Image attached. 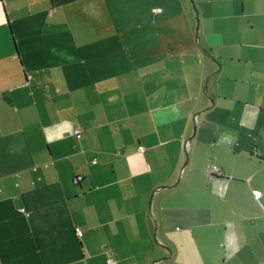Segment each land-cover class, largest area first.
Segmentation results:
<instances>
[{
    "label": "crops",
    "instance_id": "obj_1",
    "mask_svg": "<svg viewBox=\"0 0 264 264\" xmlns=\"http://www.w3.org/2000/svg\"><path fill=\"white\" fill-rule=\"evenodd\" d=\"M108 255L264 264V0H0V264Z\"/></svg>",
    "mask_w": 264,
    "mask_h": 264
},
{
    "label": "built area",
    "instance_id": "obj_2",
    "mask_svg": "<svg viewBox=\"0 0 264 264\" xmlns=\"http://www.w3.org/2000/svg\"><path fill=\"white\" fill-rule=\"evenodd\" d=\"M74 134H75V136H76L77 138L80 137V131L76 130V131L74 132ZM210 172L213 173V174H215V175H221V172H220L219 169H218L217 167H215V166L210 167ZM81 180H82L81 177H77V178L75 179V183H79ZM251 193H252V197H253V199L256 200V201H258L259 198L263 195V193H262L261 191H259V190H252ZM75 235H76V237H78V238L81 237V236H82V232H81V230H80V229H76V230H75ZM106 264H114L113 261L109 258V255H108V258H107V260H106Z\"/></svg>",
    "mask_w": 264,
    "mask_h": 264
}]
</instances>
